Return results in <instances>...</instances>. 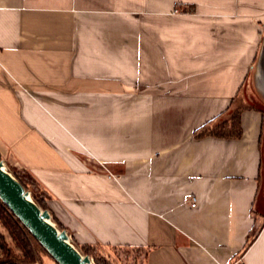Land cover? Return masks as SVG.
I'll return each mask as SVG.
<instances>
[{"label":"crops","instance_id":"obj_1","mask_svg":"<svg viewBox=\"0 0 264 264\" xmlns=\"http://www.w3.org/2000/svg\"><path fill=\"white\" fill-rule=\"evenodd\" d=\"M261 76L264 0H0V157L78 245L264 264L263 112L197 137Z\"/></svg>","mask_w":264,"mask_h":264},{"label":"water","instance_id":"obj_2","mask_svg":"<svg viewBox=\"0 0 264 264\" xmlns=\"http://www.w3.org/2000/svg\"><path fill=\"white\" fill-rule=\"evenodd\" d=\"M0 202L56 264H93L75 247L68 231L59 229L0 159Z\"/></svg>","mask_w":264,"mask_h":264},{"label":"trees","instance_id":"obj_3","mask_svg":"<svg viewBox=\"0 0 264 264\" xmlns=\"http://www.w3.org/2000/svg\"><path fill=\"white\" fill-rule=\"evenodd\" d=\"M236 98L231 102V106L228 109L226 118H223L222 121L214 127H211L210 124L203 127L197 133V137L213 136L217 138H240L242 134L240 120L241 113L249 108L238 106L237 108L232 110ZM14 176L18 179V181L26 190H28L29 188L28 184H26V182L24 181V178L33 185H35L36 183L31 176H29L30 178L27 176L20 177L15 173ZM41 191L46 194L43 189ZM33 200L42 209L49 210V208L43 203V200H39L37 197H33ZM51 217L52 221L56 224L59 229H64L52 216V214ZM0 224L5 229L13 247L11 248L6 242L4 236L0 234V264H37L38 253L44 252L45 254H47L40 247V245L32 238V236H30V234L21 226V224L13 217V215L1 204V202ZM71 242L75 247L78 248V250L82 254L88 255L90 256V258H93L94 264H107V262H105L103 258L94 257V255H91V252L95 253V250L97 251L99 247L89 245H78L72 239Z\"/></svg>","mask_w":264,"mask_h":264},{"label":"rangeland","instance_id":"obj_4","mask_svg":"<svg viewBox=\"0 0 264 264\" xmlns=\"http://www.w3.org/2000/svg\"><path fill=\"white\" fill-rule=\"evenodd\" d=\"M252 78L249 79L250 81L249 80L247 81V83L243 86V88L239 92L233 104L232 110H234L238 106L245 108H255V109L257 108L260 109L264 114V76H261L260 79L254 78L252 80ZM4 162L8 171L11 174L14 175L15 173L20 177L30 176L15 162H12L11 160H7V161L5 160ZM24 181L26 182V184H28L29 189L27 191L30 192L32 198L37 197L39 200H43V203L48 207L49 197L41 191L42 190L41 187L37 183H35V185L31 184L25 178ZM0 234L4 236L6 242L9 244L11 248H13L10 238L8 237L5 229L1 226V224H0ZM91 255H94V257L103 258V260L107 262V264H143V254H140L139 251L137 252L135 250H127V249L105 250L98 248L97 251L95 250V253L91 252ZM37 258H38L37 264H55L54 261L44 252H39ZM91 259L94 264L93 258Z\"/></svg>","mask_w":264,"mask_h":264},{"label":"built area","instance_id":"obj_5","mask_svg":"<svg viewBox=\"0 0 264 264\" xmlns=\"http://www.w3.org/2000/svg\"><path fill=\"white\" fill-rule=\"evenodd\" d=\"M196 198L195 197H192L191 199H190V206L192 207V208H194L195 206H196Z\"/></svg>","mask_w":264,"mask_h":264}]
</instances>
